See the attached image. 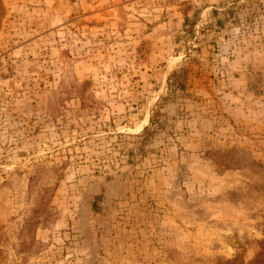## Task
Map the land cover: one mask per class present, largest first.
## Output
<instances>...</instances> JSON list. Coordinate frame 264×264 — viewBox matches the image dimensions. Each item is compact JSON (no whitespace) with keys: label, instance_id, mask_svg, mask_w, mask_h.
<instances>
[{"label":"rangeland","instance_id":"1","mask_svg":"<svg viewBox=\"0 0 264 264\" xmlns=\"http://www.w3.org/2000/svg\"><path fill=\"white\" fill-rule=\"evenodd\" d=\"M0 264H264V0H0Z\"/></svg>","mask_w":264,"mask_h":264},{"label":"trees","instance_id":"2","mask_svg":"<svg viewBox=\"0 0 264 264\" xmlns=\"http://www.w3.org/2000/svg\"><path fill=\"white\" fill-rule=\"evenodd\" d=\"M175 75V74H174Z\"/></svg>","mask_w":264,"mask_h":264}]
</instances>
